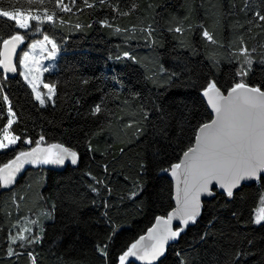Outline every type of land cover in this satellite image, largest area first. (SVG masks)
<instances>
[{
    "label": "trees",
    "instance_id": "obj_1",
    "mask_svg": "<svg viewBox=\"0 0 264 264\" xmlns=\"http://www.w3.org/2000/svg\"><path fill=\"white\" fill-rule=\"evenodd\" d=\"M88 3L96 6L0 0L5 11L53 15L27 29L0 17V58L2 40L17 33L24 39L21 50L44 34L62 49L57 68L45 73L55 85V101L45 106L35 100L18 62L16 74L0 69V96H8L0 100V134L11 118L10 103L16 121L10 129L20 137L0 150V167L41 136L42 144L62 142L80 154L76 166L57 171L28 165L14 188L0 186V264H32L28 252L36 264H119L156 217L174 207L173 181L164 171L212 118L202 89L211 81L223 90L241 81L264 89V21L256 15L264 14V0H115L117 11ZM64 4L71 11H62ZM242 70L246 76L238 75ZM174 72L180 75L170 80ZM97 104L101 112L93 115ZM133 191L139 194L131 198ZM263 197L264 182L258 181L243 183L231 199L217 190L156 264H180L178 252L187 264H264V222L253 223ZM26 218L33 221L31 235L42 239L21 248L9 237ZM105 243L106 258L96 247ZM9 246L19 254L8 256ZM236 252H243L239 261Z\"/></svg>",
    "mask_w": 264,
    "mask_h": 264
},
{
    "label": "snow or ice",
    "instance_id": "obj_2",
    "mask_svg": "<svg viewBox=\"0 0 264 264\" xmlns=\"http://www.w3.org/2000/svg\"><path fill=\"white\" fill-rule=\"evenodd\" d=\"M38 2V0H37ZM72 6L75 7L77 0H71ZM83 3L93 8L96 5L89 4L88 0H83ZM113 6V10L118 9L114 7L115 0H97V4ZM62 11H71V8L64 4L61 8ZM127 15V13H121ZM20 13L5 11L0 9V17H7L9 20L16 21L19 28H27L28 24L26 20L20 19ZM259 20L264 21V14L256 13ZM32 19H39V17H32ZM49 21L53 20L52 16H48ZM107 26V22H104ZM79 27V25H77ZM119 31V29H117ZM176 32H180L181 29L177 27ZM151 30H148V36H151ZM203 35L212 40V36L207 31L203 32ZM45 41H48L52 45L53 51L50 55L55 54L57 48L56 43L53 40H49V37H44ZM23 42V36L17 34L13 35L10 39L2 40V43L6 49L12 45L11 51L15 50V44ZM35 48V45H33ZM247 49H241V54H245ZM128 56V53H124ZM29 54L24 53L23 60L20 63L28 60ZM131 58V57H130ZM250 65L251 60H247ZM3 68L9 72H16V68L13 67L10 61L7 59L0 61ZM47 71V69H45ZM180 74L177 72L172 73L170 80L178 77ZM240 76H246L247 71L238 72ZM87 83V81H84ZM45 88L48 89L49 95L47 100L52 101V97L55 94V85L45 84ZM33 92H35V100L39 102L41 106H45L46 100L42 97L41 92L36 90V86L33 85ZM202 95L208 97V103L216 114V118L210 123H203L197 128V134L194 138V146H190L187 150L183 151L182 159L170 165L169 169L165 171L171 172L173 177H177L181 174L183 177V199L179 200V186H178V200L180 207L173 213H170L167 218L157 217L156 224H163V230L158 231L156 227L148 229L146 236H141L138 240L130 245L126 251H124L119 257V264H125V261L129 257H135L141 261H146L147 264H154L166 252V245L172 241H178L182 233L186 231L189 224H195L197 218L201 215L202 202L201 197H215L216 191L220 190L221 194L226 198L231 199L234 196V190L238 189L242 183L248 181L264 182V90H261L259 86L250 87L243 81L235 83L233 87L227 93V96L223 95L220 88L215 81L207 83L202 89ZM0 100L8 101L7 95L0 96ZM10 117L15 113L9 103L7 109ZM101 112V104L95 105L92 110V114H98ZM148 111L145 110L144 117L148 118ZM16 121L9 118L7 124L3 128V140L8 141L7 144L0 141V148H7L9 145H15L19 136L11 134L9 129ZM160 134L162 137L168 135L167 127H161ZM44 141V137L41 136L38 141H35L36 147L31 151L20 152L15 159L4 164L0 167V186L7 187L14 183L15 174L20 172L24 164H53L63 165L65 160H70L72 165H76L79 160L78 153L63 145L54 144L49 149L41 150L39 145ZM27 144H32L31 139L24 141ZM51 149H58L53 155ZM105 171H108V166H104ZM90 175V173H89ZM95 184H104V181L96 180L92 178ZM93 192H98L99 189L94 185L91 186ZM111 188H108L109 194H111ZM139 193L133 191L131 198H134ZM95 203V202H93ZM261 204H264V198L261 200ZM105 208H107V202H105ZM54 207V206H53ZM235 215V214H234ZM105 216L107 213L105 212ZM176 219L180 221L177 228H172V221ZM264 222V207L255 215L253 223L260 225ZM23 231H28L29 235L22 234ZM114 234V233H113ZM209 233L205 232L201 234L200 239L203 241L207 239ZM12 244H16L19 240L21 243L19 247L23 248L27 245L39 243L42 239L41 236L31 235V230L22 229L20 234L10 235ZM109 241L111 237L108 238ZM150 241L151 243H144ZM251 244V242H249ZM97 250L102 256L107 257L108 244H97ZM8 256L18 255L19 253L9 246ZM31 257L32 264H36V257L32 252L27 253ZM243 252H236L235 261H239ZM180 258V264H187V262L181 257V254L177 253Z\"/></svg>",
    "mask_w": 264,
    "mask_h": 264
},
{
    "label": "rangeland",
    "instance_id": "obj_3",
    "mask_svg": "<svg viewBox=\"0 0 264 264\" xmlns=\"http://www.w3.org/2000/svg\"><path fill=\"white\" fill-rule=\"evenodd\" d=\"M17 11L21 14L20 19L26 20L28 27L31 25V22L33 20L34 21H49L47 17L48 16L53 17L52 14L46 11L35 12V11L14 10L11 12H17ZM37 16L39 17V19H32V17H37ZM16 26L19 27L17 23H16ZM27 28H23V29H27ZM18 34L22 35L21 33H18ZM45 36L49 37V40H53L57 45L54 55H50V53L53 51L52 45L48 43V41L44 40ZM33 45H35V48H33ZM61 50L62 49H61L60 43L54 37L50 36L49 34H44L42 37L36 38L33 41L29 42L27 46L23 48L19 54L18 64L20 67L21 76L30 85L32 91H33V85H35L36 90L41 92L42 97L45 98L46 100L45 105L49 103H54L55 101V94L52 97V101L47 100V95H49V93H48V89L45 88L44 85L45 84L54 85V83H52L51 81L45 78V73L48 71L55 70L57 68ZM25 52L29 54V58L28 60L24 61V63L22 64L20 63V61L23 60ZM45 69H47V71H45ZM33 94L35 96V92H33ZM11 119L14 120L13 116L11 117ZM9 131L11 132L12 135L17 136L11 131V129H9ZM0 141H3V143L5 144L8 143V141L3 140V131L0 134ZM15 145H9L7 148L13 147ZM7 148H0V150H5ZM34 165H39V164H34ZM262 207H264V204H261L260 202V204L255 210V215ZM32 224H33V221L29 218H26L23 222H21L20 229L18 230V234L21 233L22 229L32 230ZM22 234L26 236L27 234H29V232L23 231Z\"/></svg>",
    "mask_w": 264,
    "mask_h": 264
},
{
    "label": "water",
    "instance_id": "obj_4",
    "mask_svg": "<svg viewBox=\"0 0 264 264\" xmlns=\"http://www.w3.org/2000/svg\"><path fill=\"white\" fill-rule=\"evenodd\" d=\"M18 34V33H17ZM17 34H14V35H17ZM20 35V34H19ZM13 36V35H12ZM12 36H10V37H8L7 39H10ZM22 44H23V42H21V43H19V44H15V50L14 51H11L10 49L12 48V45H10L9 46V48L8 49H6L5 47H4V45L2 44V47H1V58H0V61H3V60H5V58H6V56H7V59L10 61V63H11V65L13 66V67H15L16 69H17V62H18V58H19V54H20V52H21V48H22ZM0 69H1V71L6 75V76H10V75H13V74H16L17 73V70H16V72H9V71H6L4 68H3V65L2 64H0ZM244 83H246L248 86H250V87H256V85H252V84H250V83H247V82H244ZM218 86V85H217ZM219 87V86H218ZM233 87V86H232ZM220 88V87H219ZM230 88L231 87H229L228 89H226V90H223L222 88H220V90H221V92H222V94L223 95H225V96H227V93H228V91L230 90ZM261 88V87H260ZM261 90H264L263 88H261ZM204 97V96H203ZM204 99H205V101H206V103H207V105H208V108H209V110H210V112H211V115H212V118L209 120V121H207V122H205V123H210L213 119H215L216 118V114H215V112H214V110L212 109V107H211V105L208 103V97H204ZM194 143H195V141H194ZM194 143H193V145L192 146H194ZM54 144H59V145H63L64 147H67V148H70V149H72V150H74V151H76L77 153H78V156H79V160H78V163H79V161H80V154H79V152L76 150V149H74V148H72L71 146H69V145H67V144H64V143H62V142H53V143H51V144H40L39 145V147H40V149L41 150H44V149H49V147L51 146V145H54ZM36 147V144L34 145V146H32L31 148H29L28 150H26V151H24V152H27V151H31L33 148H35ZM58 151V149H51V152L53 153V155L56 153ZM19 154V153H18ZM17 154V155H18ZM16 155V156H17ZM16 156H14L11 160H13V159H15V157ZM183 157L181 156V158H180V160L182 159ZM10 160V161H11ZM179 160V161H180ZM178 161V162H179ZM8 163V162H7ZM7 163H5V164H7ZM77 163V164H78ZM177 163V162H176ZM76 164V165H77ZM4 165V164H3ZM3 165L1 166V167H3ZM28 165H32V164H24V166H23V168L20 170V172H18V173H16L15 174V180H14V183H12L11 185H9V186H7V187H2L1 186V189L2 190H10V189H12V188H14L15 186H16V184L18 183V181L21 179V177L23 176V174H24V171L26 170V168H27V166ZM49 169H52V170H57V171H61V170H64L67 166H76V165H72L71 164V162H70V160H65V163L63 164V165H53V164H45ZM164 173L173 181V185H174V194H173V200H174V207L167 213V214H165V215H159V216H157V217H163V218H167V216L170 214V213H173L177 208H179L180 207V203H179V200H182L183 199V187H184V185H183V177H182V170H181V174L180 175H178L177 177H173L172 175H171V172H170V170L169 171H164ZM0 175H3V174H0ZM251 182H254V181H248V182H244V183H251ZM0 183L2 184V181H0ZM243 184V183H242ZM241 184V185H242ZM178 186H179V200H178ZM237 190V189H236ZM236 190H234V191H236ZM218 191H220V190H218ZM212 198V197H211ZM211 198H209V197H205V196H202L201 197V202H202V206H203V203H204V201H206V200H209V199H211ZM201 210H202V208H201ZM156 217V218H157ZM179 224H180V221L179 220H176V219H174L173 221H172V228L173 229H175V228H177L178 226H179ZM190 225V224H189ZM188 225V226H189ZM153 227H156L157 228V230L158 231H162L163 230V224H161V225H157L156 224V219L154 220V222L152 223V225L148 228V229H150V228H153ZM148 229L143 233V234H141L137 239H135L132 243H134L136 240H138L141 236H146L147 235V233H148ZM131 243V244H132ZM144 243H151L150 241H145ZM171 243V241L166 245V249H167V247L169 246V244ZM130 244V245H131ZM130 245H129V247H130ZM165 254V253H164ZM163 257V255L161 256V257H159V259L157 260V261H155L154 262V264H156L161 258ZM125 264H147V262L146 261H141V260H139V259H137V258H135V257H129L126 261H125Z\"/></svg>",
    "mask_w": 264,
    "mask_h": 264
}]
</instances>
